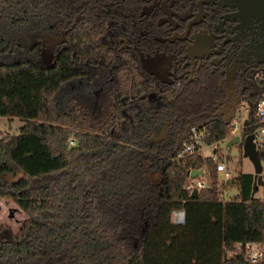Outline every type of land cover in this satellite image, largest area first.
Listing matches in <instances>:
<instances>
[{
    "label": "trees",
    "instance_id": "obj_1",
    "mask_svg": "<svg viewBox=\"0 0 264 264\" xmlns=\"http://www.w3.org/2000/svg\"><path fill=\"white\" fill-rule=\"evenodd\" d=\"M65 9V0H0V118L23 122L16 136L0 139V198L29 220L17 236L0 229V264H248L233 251L264 240L251 174L227 182L237 195L221 202L210 158L175 159L181 146L166 154L147 141L142 114L116 103L115 120L80 130L68 146L67 123L52 113V99L98 61L91 35L78 28L71 48L46 62L38 35L49 36L53 11L62 17ZM135 91L141 100L143 88ZM229 124L214 120L198 129L202 142H220ZM197 169L206 187L191 197L182 187ZM177 210L182 226L171 224Z\"/></svg>",
    "mask_w": 264,
    "mask_h": 264
},
{
    "label": "flooded vegetation",
    "instance_id": "obj_2",
    "mask_svg": "<svg viewBox=\"0 0 264 264\" xmlns=\"http://www.w3.org/2000/svg\"><path fill=\"white\" fill-rule=\"evenodd\" d=\"M65 3L64 16L53 11L50 35H38L46 62H53L58 49L71 48L78 28L82 34L87 31L98 61L84 77L87 85L110 89V120L118 116L114 103L123 112L142 114L144 136L166 154L178 149L192 128L224 122L232 111L233 119L239 107L251 105L260 92L261 4L249 0ZM137 86L144 91L139 101L132 97ZM122 121L114 124L118 127Z\"/></svg>",
    "mask_w": 264,
    "mask_h": 264
},
{
    "label": "rangeland",
    "instance_id": "obj_3",
    "mask_svg": "<svg viewBox=\"0 0 264 264\" xmlns=\"http://www.w3.org/2000/svg\"><path fill=\"white\" fill-rule=\"evenodd\" d=\"M94 85L92 83L87 85L85 80H72L63 84L52 99V113L54 115H64V121L67 123V144L69 147L75 145V134L80 132V130L90 131L91 133L95 132L101 125H105L111 119L110 89L102 87L97 90ZM244 107H246L245 104ZM247 116L246 111L239 110L235 113L232 123L233 121L240 123ZM22 125L23 122L18 119L0 118V139L6 140L16 136ZM235 133L239 134L238 136L241 135V131L239 132V130ZM236 134L232 137L236 136ZM256 136H258V133H256ZM225 142H217L210 145L201 142L199 156L204 159L210 158L215 164L222 163L232 173L233 178L231 182L239 174L252 173L250 163L245 158H242L240 146H231L225 149ZM261 153L264 156V148ZM212 156L213 160L211 159ZM198 177H202V175ZM262 179L264 182V174ZM219 189V200L221 202L233 200L231 196H233L235 188L229 183L226 185L221 184ZM228 190L230 194L226 195ZM252 198L262 201L264 199V190L261 187H257ZM28 221L27 216L18 210L10 200L3 197L0 198V229H7L13 236H17L22 228L27 225Z\"/></svg>",
    "mask_w": 264,
    "mask_h": 264
},
{
    "label": "built area",
    "instance_id": "obj_4",
    "mask_svg": "<svg viewBox=\"0 0 264 264\" xmlns=\"http://www.w3.org/2000/svg\"><path fill=\"white\" fill-rule=\"evenodd\" d=\"M257 84L260 87V92L258 93L257 97L252 101L251 105H249L247 108L244 106L239 107V110H244L248 114L247 118L244 120L246 123L249 119L250 126L249 129L251 131L250 134L254 135V144H255V150L257 153L261 154V151L264 148V79L258 78ZM255 102V105L253 106V103ZM250 111V112H249ZM233 120V119H232ZM232 120L229 124V132L228 136L224 139H222L220 142H225L228 139H230L233 135H235L236 131L239 130L242 131V122L237 123ZM245 128V127H244ZM256 133H258V136H256ZM237 135V134H236ZM239 135V134H238ZM256 138V139H255ZM202 142V134L198 132L197 129L192 128L184 140L183 144L181 145V148L175 155V159H183L185 157L189 156H199L201 150H200V143ZM213 160V156L211 158ZM260 166H261V179L264 174V156L260 159ZM202 172V177H197L194 179H190L189 175L186 177L185 182L183 184V190L187 193L191 194L193 190L196 191V193L206 187L204 175V169H199ZM215 172L218 177V182L220 184H225L229 182L232 178L230 171L222 164V163H216L215 164ZM190 173V172H189ZM263 180V179H262ZM262 207H263V214H264V199L260 201ZM171 224L174 226H182L184 223V214L182 211H172L171 214ZM234 253H238L244 262L248 264H256L264 262V240L258 241V242H246V243H239L236 244L234 247ZM232 253L227 254V258L231 257Z\"/></svg>",
    "mask_w": 264,
    "mask_h": 264
},
{
    "label": "water",
    "instance_id": "obj_5",
    "mask_svg": "<svg viewBox=\"0 0 264 264\" xmlns=\"http://www.w3.org/2000/svg\"><path fill=\"white\" fill-rule=\"evenodd\" d=\"M253 3H258L263 6L264 9V0H249ZM255 105V102L253 103V106ZM233 117V111L230 112V116H228L226 119H224L225 123H229ZM245 122L242 123V127L244 129ZM231 146H240L241 148V155L242 158H245L251 165L252 168V184H251V193L250 195L253 196V194L256 191L257 187H261L264 190V182L261 179V166H260V159L258 157V154L255 150V144H254V135L248 134L244 137H241L236 135L234 137H231L224 143V148L227 149ZM202 172L201 170H192L189 173V178L194 179L195 177L201 176ZM196 191L193 190L190 194L191 197L195 196Z\"/></svg>",
    "mask_w": 264,
    "mask_h": 264
},
{
    "label": "crops",
    "instance_id": "obj_6",
    "mask_svg": "<svg viewBox=\"0 0 264 264\" xmlns=\"http://www.w3.org/2000/svg\"><path fill=\"white\" fill-rule=\"evenodd\" d=\"M243 122H244V121H243ZM243 122H242V123H243ZM212 154H213V152H212ZM230 173H231V172H230ZM243 174H251V175H252V173H243ZM231 176H232V173H231ZM232 178H233V177H232ZM232 178H231V179H232ZM227 194H230V193H229V190L227 191L226 195H227ZM235 195H237V191H236V189H234L233 196H231L232 199L235 198ZM222 198H224V197H222ZM228 201H231V200H228ZM225 202H227V201H225Z\"/></svg>",
    "mask_w": 264,
    "mask_h": 264
}]
</instances>
